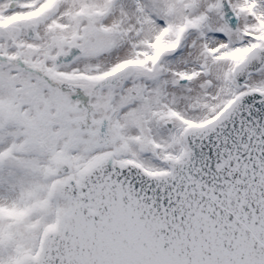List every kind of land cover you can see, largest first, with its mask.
<instances>
[{
  "label": "snow or ice",
  "instance_id": "obj_1",
  "mask_svg": "<svg viewBox=\"0 0 264 264\" xmlns=\"http://www.w3.org/2000/svg\"><path fill=\"white\" fill-rule=\"evenodd\" d=\"M0 264H264V0H0Z\"/></svg>",
  "mask_w": 264,
  "mask_h": 264
}]
</instances>
